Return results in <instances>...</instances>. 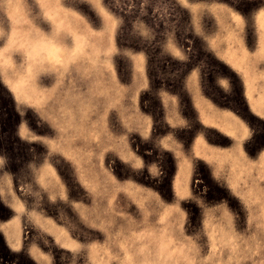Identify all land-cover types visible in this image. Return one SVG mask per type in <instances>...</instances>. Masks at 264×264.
<instances>
[{
	"label": "rangeland",
	"instance_id": "obj_1",
	"mask_svg": "<svg viewBox=\"0 0 264 264\" xmlns=\"http://www.w3.org/2000/svg\"><path fill=\"white\" fill-rule=\"evenodd\" d=\"M0 264H264V0H0Z\"/></svg>",
	"mask_w": 264,
	"mask_h": 264
},
{
	"label": "bare ground",
	"instance_id": "obj_2",
	"mask_svg": "<svg viewBox=\"0 0 264 264\" xmlns=\"http://www.w3.org/2000/svg\"><path fill=\"white\" fill-rule=\"evenodd\" d=\"M255 18V17H254ZM246 24V23H245Z\"/></svg>",
	"mask_w": 264,
	"mask_h": 264
}]
</instances>
